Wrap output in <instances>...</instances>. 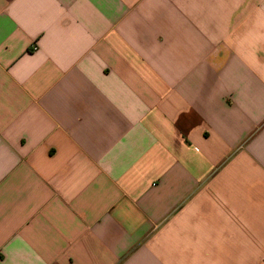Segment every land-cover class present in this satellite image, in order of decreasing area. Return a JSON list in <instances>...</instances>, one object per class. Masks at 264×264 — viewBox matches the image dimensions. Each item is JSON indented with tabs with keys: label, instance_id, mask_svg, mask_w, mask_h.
I'll list each match as a JSON object with an SVG mask.
<instances>
[{
	"label": "crops",
	"instance_id": "obj_1",
	"mask_svg": "<svg viewBox=\"0 0 264 264\" xmlns=\"http://www.w3.org/2000/svg\"><path fill=\"white\" fill-rule=\"evenodd\" d=\"M0 264H264V0H0Z\"/></svg>",
	"mask_w": 264,
	"mask_h": 264
},
{
	"label": "built area",
	"instance_id": "obj_2",
	"mask_svg": "<svg viewBox=\"0 0 264 264\" xmlns=\"http://www.w3.org/2000/svg\"><path fill=\"white\" fill-rule=\"evenodd\" d=\"M33 49H35V47H33Z\"/></svg>",
	"mask_w": 264,
	"mask_h": 264
}]
</instances>
